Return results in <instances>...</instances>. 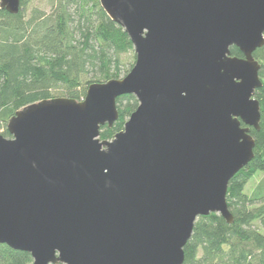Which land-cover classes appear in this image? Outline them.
I'll list each match as a JSON object with an SVG mask.
<instances>
[{"label":"water","instance_id":"1","mask_svg":"<svg viewBox=\"0 0 264 264\" xmlns=\"http://www.w3.org/2000/svg\"><path fill=\"white\" fill-rule=\"evenodd\" d=\"M135 62L81 101L44 100L0 134V245L32 264H183L197 218H233L254 157L264 0H98ZM21 0H0L16 15ZM235 47L242 59L231 57ZM138 106L123 130L116 100Z\"/></svg>","mask_w":264,"mask_h":264},{"label":"trees","instance_id":"2","mask_svg":"<svg viewBox=\"0 0 264 264\" xmlns=\"http://www.w3.org/2000/svg\"><path fill=\"white\" fill-rule=\"evenodd\" d=\"M27 2L21 0L16 15L0 11V134L5 138H10V120L24 108L58 98L81 101L91 84L122 79V57L133 50L98 0H50L48 11L25 14ZM230 52L243 58L235 47ZM253 57L260 65L261 87L254 94L260 122L258 130H249L253 159L228 184L233 221L228 224L216 213L197 218L183 248V264H264V46ZM116 104L118 120L100 128L101 141L122 131L138 106L132 95L119 97ZM256 174L261 179L246 193ZM0 264H32V259L0 245Z\"/></svg>","mask_w":264,"mask_h":264},{"label":"rangeland","instance_id":"3","mask_svg":"<svg viewBox=\"0 0 264 264\" xmlns=\"http://www.w3.org/2000/svg\"><path fill=\"white\" fill-rule=\"evenodd\" d=\"M49 3H50V0H28L27 4L25 6V14H28L32 9H39V10H42V11H48L49 7H50ZM134 57H135V54H134L133 50L131 52H128L127 54H125L122 57L124 68L122 69V72H121V78L125 74L127 75L129 73V71L132 69V66L134 65V62H135ZM125 70L127 71L126 73L124 72ZM1 132H2V130H0V133ZM261 177H262L261 174H256L248 182V184H247V186L245 188V192L246 193H250L252 191V189L255 187V185L257 184V182L261 179Z\"/></svg>","mask_w":264,"mask_h":264}]
</instances>
